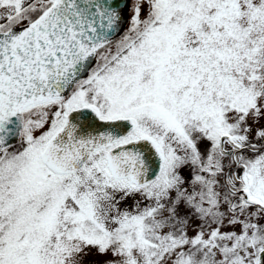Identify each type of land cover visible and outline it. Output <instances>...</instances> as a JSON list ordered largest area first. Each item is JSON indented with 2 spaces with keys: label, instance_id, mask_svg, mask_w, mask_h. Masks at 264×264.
Listing matches in <instances>:
<instances>
[{
  "label": "snow or ice",
  "instance_id": "1",
  "mask_svg": "<svg viewBox=\"0 0 264 264\" xmlns=\"http://www.w3.org/2000/svg\"><path fill=\"white\" fill-rule=\"evenodd\" d=\"M0 264H264V0H0Z\"/></svg>",
  "mask_w": 264,
  "mask_h": 264
}]
</instances>
